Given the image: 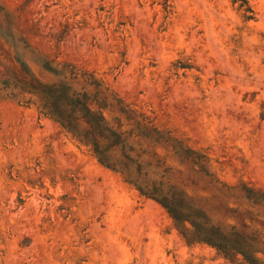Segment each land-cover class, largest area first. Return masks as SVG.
Masks as SVG:
<instances>
[{"label": "rangeland", "instance_id": "obj_1", "mask_svg": "<svg viewBox=\"0 0 264 264\" xmlns=\"http://www.w3.org/2000/svg\"><path fill=\"white\" fill-rule=\"evenodd\" d=\"M0 264H264V0H0Z\"/></svg>", "mask_w": 264, "mask_h": 264}]
</instances>
